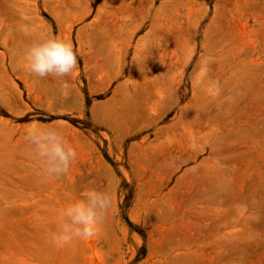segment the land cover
Masks as SVG:
<instances>
[{
  "label": "rangeland",
  "instance_id": "1",
  "mask_svg": "<svg viewBox=\"0 0 264 264\" xmlns=\"http://www.w3.org/2000/svg\"><path fill=\"white\" fill-rule=\"evenodd\" d=\"M51 38L76 68L37 78ZM33 128L74 148L65 173ZM88 189L98 234L57 246ZM0 264H264V0H0Z\"/></svg>",
  "mask_w": 264,
  "mask_h": 264
},
{
  "label": "clouds",
  "instance_id": "2",
  "mask_svg": "<svg viewBox=\"0 0 264 264\" xmlns=\"http://www.w3.org/2000/svg\"><path fill=\"white\" fill-rule=\"evenodd\" d=\"M27 71L37 78L69 76L76 68L77 58L72 45L66 41L51 38L35 43L23 53ZM26 141L33 145L37 156L43 162L44 171L50 177L65 173L76 151L55 129H30ZM111 207V197L95 189H88L81 201L68 206L64 211L66 222L62 223L52 241L64 246L73 239H90L98 234L105 213Z\"/></svg>",
  "mask_w": 264,
  "mask_h": 264
},
{
  "label": "crops",
  "instance_id": "3",
  "mask_svg": "<svg viewBox=\"0 0 264 264\" xmlns=\"http://www.w3.org/2000/svg\"><path fill=\"white\" fill-rule=\"evenodd\" d=\"M89 58H90V56L89 55H87V56H84V63L87 65L88 64V62H89ZM91 59V58H90ZM115 60L114 61H112V63H111V67L109 68V69H100V70H98V71H96V72H94V71H92V72H90V74L91 75H101V76H105V77H111L112 75L113 76H117V75H120V74H122V72H120L116 67H115ZM92 67H93V64H92ZM92 70H93V68H92ZM102 73V74H101ZM104 80V79H103Z\"/></svg>",
  "mask_w": 264,
  "mask_h": 264
},
{
  "label": "trees",
  "instance_id": "4",
  "mask_svg": "<svg viewBox=\"0 0 264 264\" xmlns=\"http://www.w3.org/2000/svg\"><path fill=\"white\" fill-rule=\"evenodd\" d=\"M77 56V55H76ZM145 254V249H144V247H143V249H142V255H144Z\"/></svg>",
  "mask_w": 264,
  "mask_h": 264
}]
</instances>
